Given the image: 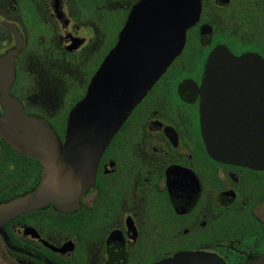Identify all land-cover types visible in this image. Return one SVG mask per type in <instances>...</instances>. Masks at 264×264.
<instances>
[{
  "label": "flooded vegetation",
  "instance_id": "obj_1",
  "mask_svg": "<svg viewBox=\"0 0 264 264\" xmlns=\"http://www.w3.org/2000/svg\"><path fill=\"white\" fill-rule=\"evenodd\" d=\"M138 1L0 0V57L18 49L9 94L62 141L67 117L63 132L52 123L85 95ZM200 4L182 51L105 147L78 205L50 203L6 223L7 263L246 264L264 252V162L238 159L263 132L262 92L248 70L225 67L211 94V134L216 122L224 147L206 144L200 116L214 53L264 64V0ZM41 171L0 138V203L31 192Z\"/></svg>",
  "mask_w": 264,
  "mask_h": 264
},
{
  "label": "water",
  "instance_id": "obj_2",
  "mask_svg": "<svg viewBox=\"0 0 264 264\" xmlns=\"http://www.w3.org/2000/svg\"><path fill=\"white\" fill-rule=\"evenodd\" d=\"M200 0H140L131 9L113 48L92 76L85 95L69 110L64 140L49 123L25 113L20 102L9 94L13 82V60L17 48L0 57V138L16 151L38 158L42 165L38 185L29 193L0 203V235L7 240L4 226L10 220L53 203L59 211L78 205L94 178L99 158L114 134L135 106L151 89L170 63L180 54L186 31L196 23ZM227 66L246 68L262 92L264 109V64L250 59L233 61L214 53L207 63L201 86V130L209 147H224L221 128L215 122L211 134L213 89L222 90ZM220 106V104H219ZM262 137H248L238 154L241 162H264V115ZM255 140L262 151L254 152ZM253 147V148H252ZM252 148V149H251ZM215 156L228 157L217 149ZM18 251L17 248L12 247ZM246 264H264V252Z\"/></svg>",
  "mask_w": 264,
  "mask_h": 264
},
{
  "label": "trees",
  "instance_id": "obj_3",
  "mask_svg": "<svg viewBox=\"0 0 264 264\" xmlns=\"http://www.w3.org/2000/svg\"><path fill=\"white\" fill-rule=\"evenodd\" d=\"M73 103L71 105H68V106H65V107L61 108L62 112H61L60 120L59 121L56 120L54 123H52L53 127L56 130L63 132L64 126H65V120H66L68 111H69L70 108L73 107ZM9 252L10 251H7V249L5 250V248L3 246V242H2L1 237H0V258H1V264H11V263H7V261L9 260Z\"/></svg>",
  "mask_w": 264,
  "mask_h": 264
},
{
  "label": "rangeland",
  "instance_id": "obj_4",
  "mask_svg": "<svg viewBox=\"0 0 264 264\" xmlns=\"http://www.w3.org/2000/svg\"><path fill=\"white\" fill-rule=\"evenodd\" d=\"M0 264H1V258H0Z\"/></svg>",
  "mask_w": 264,
  "mask_h": 264
}]
</instances>
